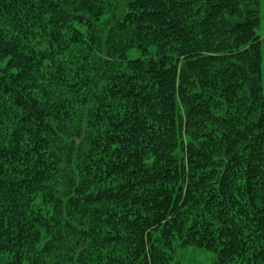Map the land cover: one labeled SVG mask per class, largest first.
Here are the masks:
<instances>
[{"label": "trees", "instance_id": "obj_1", "mask_svg": "<svg viewBox=\"0 0 264 264\" xmlns=\"http://www.w3.org/2000/svg\"><path fill=\"white\" fill-rule=\"evenodd\" d=\"M259 23V0H0V264H264Z\"/></svg>", "mask_w": 264, "mask_h": 264}, {"label": "rangeland", "instance_id": "obj_2", "mask_svg": "<svg viewBox=\"0 0 264 264\" xmlns=\"http://www.w3.org/2000/svg\"><path fill=\"white\" fill-rule=\"evenodd\" d=\"M259 15L260 23L257 29V34L260 36L261 81L264 97V0H259ZM180 262L181 264H214L213 255L211 253L191 247H187L181 252Z\"/></svg>", "mask_w": 264, "mask_h": 264}, {"label": "snow or ice", "instance_id": "obj_3", "mask_svg": "<svg viewBox=\"0 0 264 264\" xmlns=\"http://www.w3.org/2000/svg\"><path fill=\"white\" fill-rule=\"evenodd\" d=\"M186 242V241H185Z\"/></svg>", "mask_w": 264, "mask_h": 264}]
</instances>
